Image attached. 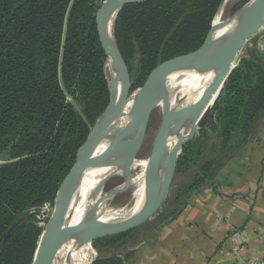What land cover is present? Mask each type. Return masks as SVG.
I'll return each instance as SVG.
<instances>
[{
	"label": "trees",
	"instance_id": "1",
	"mask_svg": "<svg viewBox=\"0 0 264 264\" xmlns=\"http://www.w3.org/2000/svg\"><path fill=\"white\" fill-rule=\"evenodd\" d=\"M99 1L0 0V159L5 163L0 166V264H32L44 228L31 213L54 202L90 129L109 104L106 49L95 16ZM221 2L125 4L114 36L128 93L193 55L209 34ZM222 104L219 116L214 115L218 139L204 136L187 142L177 161L182 182L168 205L170 215L193 188L212 178L223 164L220 152L227 153L225 158L234 154L255 131L264 114V59L259 52L238 61ZM203 105L185 127L211 113L212 106ZM168 195L169 190L163 200ZM112 238H98L95 246L108 251L114 246L115 256L122 246ZM111 259L98 257L93 264H118Z\"/></svg>",
	"mask_w": 264,
	"mask_h": 264
},
{
	"label": "water",
	"instance_id": "2",
	"mask_svg": "<svg viewBox=\"0 0 264 264\" xmlns=\"http://www.w3.org/2000/svg\"><path fill=\"white\" fill-rule=\"evenodd\" d=\"M141 1L147 0H106L96 17L99 33L106 49L105 69L109 64L112 68L109 71L110 77L108 78L109 104L104 115L99 121H96L86 141L79 149L70 173L57 192L53 212L41 234L32 264H50V259L66 232L72 235L76 232V228H85L86 231L83 232L81 238L90 240L91 244L94 239L113 237L130 232L145 224L154 215L164 201L161 197H157L160 179L158 160L166 149L169 133L176 130L181 137L180 152L175 163L176 168L182 142H189V139L191 140L196 132L213 120L224 94L228 77L238 63L241 50L248 41L264 29V0H249L232 21L223 23L229 25V29L215 49H212V46L220 27L214 29L211 23L209 34L202 46L187 59L162 71L152 82L134 90L132 92L133 101L127 107L129 93L126 88L125 72H123L121 57L114 36L115 22L111 33L108 30V24L114 9L119 7V13L125 4ZM198 77L221 78L223 84L212 105L210 114L184 128H176V122H174L165 126L161 132L159 131L160 134L158 133L152 152L148 157V192L150 200L146 208L134 218L120 223H98L91 218L82 217L77 219L74 226L72 221L65 220V211L71 206V200L78 195L79 180L97 151L101 139L113 128L120 126L119 133L112 142L102 166L103 170H110L111 172L129 136L145 119L150 110L157 106L158 99L154 101V98L159 96L160 99L169 100L180 86ZM140 90L141 92L138 93ZM192 111L193 108H186L184 115L192 113ZM108 174L106 172L90 186L89 195L103 184ZM43 214L31 213V215L40 218L44 216ZM93 262L94 260L91 264Z\"/></svg>",
	"mask_w": 264,
	"mask_h": 264
},
{
	"label": "crops",
	"instance_id": "3",
	"mask_svg": "<svg viewBox=\"0 0 264 264\" xmlns=\"http://www.w3.org/2000/svg\"><path fill=\"white\" fill-rule=\"evenodd\" d=\"M253 39L239 60L255 52L264 59V29ZM226 154L219 153L223 164L188 193L176 214L165 212L116 252L118 264H237L230 256V227L241 230L243 258L264 259V114L245 144Z\"/></svg>",
	"mask_w": 264,
	"mask_h": 264
},
{
	"label": "bare ground",
	"instance_id": "4",
	"mask_svg": "<svg viewBox=\"0 0 264 264\" xmlns=\"http://www.w3.org/2000/svg\"><path fill=\"white\" fill-rule=\"evenodd\" d=\"M230 1L231 0H222L221 5L219 6V9L217 10L212 21V26L214 29L217 27H220L219 30L225 29L227 26L229 29V25L223 24L224 22L222 21L221 18L224 10L230 4ZM118 9L119 7L114 9L113 13H111L110 15V21L108 24V30L110 33L112 32V26L116 21ZM263 18H264V14H263ZM217 36L218 34L214 39L212 49H215L222 41V39L217 38ZM110 69H112L111 64L107 66L108 77H110V72H109L111 71ZM206 82H207L206 86L200 88ZM222 84H223V79L221 78L198 77L180 86L169 100H163L160 99L159 96H156V98H154V101L158 99L156 107H158L162 112V126L160 132L163 130L165 126L174 122H176V126H175L176 128H184L187 119L191 115H194L195 111L203 103H204L203 105L204 107L207 106L211 107L213 105ZM140 92L141 90L138 93ZM186 108H193L192 113H188L184 115ZM119 130H120V126H117L113 128V130L108 132L101 139L97 151L95 152L87 169L85 170L84 174L79 180L78 188L80 189L82 184H84V182H86L87 180L99 179V177L105 174L106 172L109 173L108 175L119 174V173H128L133 175L137 171L138 172L137 178H134L129 184L130 187L134 189V192L131 194L129 201L127 202H110V199H112V197L115 195L117 190H113L110 193L103 194L100 198H90V196H80V195L75 196L70 202L72 203L71 206L68 207V209L65 211L64 214L65 220L72 221V225L74 226L77 219L82 217L91 218L98 223L125 222L134 218L139 213H141L149 203L150 195L148 192V185H149L148 158L135 159L120 155L117 157L114 167L113 169H111V172L110 170H103L102 168L108 150L112 142L117 137ZM180 146H181V137L176 130H172L168 135L166 149L161 154L158 160V171H159L160 179H159L157 197H161L162 199L165 193L167 192V189L171 181L174 178L175 163L180 152ZM82 229L84 228H76L75 233H77V231L78 232L81 231ZM72 235L66 232L62 237L60 243L63 242L66 238L71 237ZM84 243L85 245L83 247L82 254H79L74 258L70 256L69 258L66 259L67 261H64L63 258L64 249L60 250L61 248L57 247L50 259V264H86L90 256L89 254L90 249H89L88 241ZM77 244L80 245L81 243L78 242ZM80 252L81 251H79V253Z\"/></svg>",
	"mask_w": 264,
	"mask_h": 264
},
{
	"label": "rangeland",
	"instance_id": "5",
	"mask_svg": "<svg viewBox=\"0 0 264 264\" xmlns=\"http://www.w3.org/2000/svg\"><path fill=\"white\" fill-rule=\"evenodd\" d=\"M231 1H230V4L224 10L222 18H221L224 23L232 21L239 14V12L242 10V8L249 2V0H231ZM105 2H106V0H102V1L97 2V4H96L97 10L95 13L96 17L98 16V14H99L101 8L104 6ZM233 6H236L237 10L232 11ZM210 28H211V25H210ZM227 30H228V26L225 29H220L218 32L217 38L223 39ZM253 38L249 41L250 43L254 41ZM246 50H247V46H245L242 49L239 56H242ZM238 59H239V57H238ZM106 73H107V71H106ZM124 76H125V81H127V72L124 73ZM107 78H109V77H107ZM206 84H207V82L203 86H201L200 88L206 86ZM132 94L133 93L131 92L128 95L127 107H129L133 101ZM68 99H69V101L72 102V100L69 96H68ZM222 109H223V104H222V99H221L220 104H219L218 109H217L216 117L219 116V113L221 112ZM105 110H104V112H105ZM104 112L100 115V117L97 119V121H99L100 118L104 115ZM215 120H216V118L215 119L213 118V120L208 125H206L200 131L196 132L191 137V140L189 139V141H191L193 143L198 139L200 140L204 136L205 137L209 136L211 138V141L215 142V139H218L217 133L219 132L218 123H216L217 120L216 121ZM161 126H162V112L158 107H154L153 109L150 110V112L147 114L145 119L134 130V132L129 136V138L127 139L124 147L122 148V150L118 156L121 155V156L131 157V158H135V159H147L152 152L153 146L156 142L157 135L161 129ZM92 129L93 128H91L90 130H92ZM185 147H186V149L188 148L187 143H185L183 141L180 155L182 154L183 149ZM188 152L189 151H187V154H188ZM175 171H176V176L171 181V183H170L171 186L169 185L171 188L168 187V189H167V192L169 190V195L167 197L168 199L164 200L161 203V205L156 210L154 215L142 226H140L136 229H133L130 232L122 233V234H118V235L113 236V238L111 240L119 242L120 245L122 246V249L126 248V246H128V243H129L128 241L131 237H133V235H135V237L137 236V238H140L142 235H139V234L142 232V230L150 228L152 223H154L158 218H160L162 213L167 212L168 205L172 202L174 195L177 191V188H178L179 184L182 182L179 173H177V164H176ZM137 174H138V172L136 171L133 175L128 174V173H119V174L108 175L104 179L103 184L94 193L92 192L93 194L91 193L90 195H89V193L91 191L90 186L92 184H94L97 181V179L87 180L80 187V189L78 191V195L90 196V198H100L103 194H107L113 190H117L115 195L112 197V199H110V202H127V201H129L131 194L134 192V189L131 188L129 184L134 178H137ZM119 187H122V188H119ZM84 194H86V195H84ZM49 204H50V206H48L47 208L42 207L37 211L40 215H41V213H44L43 214L44 216L41 218L39 216L35 217L36 221H37V225L41 228L45 227V225L47 224V221L49 220V218L51 217V214L53 212L54 202L49 203ZM84 231H86L85 228L79 232L77 231V233H74L71 237L66 238L63 242H61L58 245V248H61L60 250L64 249L63 250L64 261H67L66 259L69 258L70 256H72L74 258L77 255L82 254L83 247L85 245L84 242L88 241V245H89V249H90V253H89L90 254V256H89L90 260L88 259L86 264H90L92 262V260L95 261V259L98 257H103V258L105 257V259H107L109 257H114V260L113 259H111V260L113 263H117V261H118L117 258L115 256H113L115 253L114 246H113V248H110V249H112L111 251L109 249L110 253H106L105 251H108V250H103L101 245L95 246L96 241L98 239H94L93 241H91V244H90V241L88 239L83 240L81 238V235L83 234ZM79 239H82V240H79ZM77 241L81 244L80 245L77 244L78 243ZM76 244H77V246H76ZM120 248L121 247H118L116 251H118ZM79 251H81V252L79 253Z\"/></svg>",
	"mask_w": 264,
	"mask_h": 264
},
{
	"label": "built area",
	"instance_id": "6",
	"mask_svg": "<svg viewBox=\"0 0 264 264\" xmlns=\"http://www.w3.org/2000/svg\"><path fill=\"white\" fill-rule=\"evenodd\" d=\"M2 164L5 163L0 159V166ZM48 206H50L49 203L45 204L43 207L47 208ZM229 231L230 256L237 261V264H264V259L243 258L241 254L244 248V241L242 239L241 230L237 227H230Z\"/></svg>",
	"mask_w": 264,
	"mask_h": 264
}]
</instances>
